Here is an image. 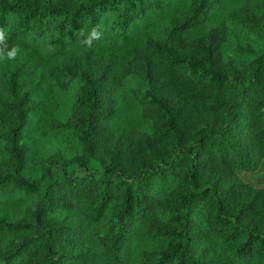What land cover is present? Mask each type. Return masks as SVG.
<instances>
[{"label": "trees", "instance_id": "obj_1", "mask_svg": "<svg viewBox=\"0 0 264 264\" xmlns=\"http://www.w3.org/2000/svg\"><path fill=\"white\" fill-rule=\"evenodd\" d=\"M0 28V264H264V0H0Z\"/></svg>", "mask_w": 264, "mask_h": 264}, {"label": "clouds", "instance_id": "obj_2", "mask_svg": "<svg viewBox=\"0 0 264 264\" xmlns=\"http://www.w3.org/2000/svg\"><path fill=\"white\" fill-rule=\"evenodd\" d=\"M101 38V31L98 27H94L91 33L80 41L81 46L92 47V41ZM22 51L19 45H12L9 47L5 29L0 28V60H15L18 54Z\"/></svg>", "mask_w": 264, "mask_h": 264}, {"label": "rangeland", "instance_id": "obj_3", "mask_svg": "<svg viewBox=\"0 0 264 264\" xmlns=\"http://www.w3.org/2000/svg\"><path fill=\"white\" fill-rule=\"evenodd\" d=\"M244 181L256 188L264 187V163L256 173H244L241 175Z\"/></svg>", "mask_w": 264, "mask_h": 264}]
</instances>
